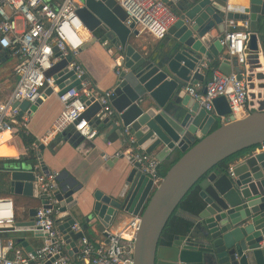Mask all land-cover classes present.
<instances>
[{"label":"water","instance_id":"1","mask_svg":"<svg viewBox=\"0 0 264 264\" xmlns=\"http://www.w3.org/2000/svg\"><path fill=\"white\" fill-rule=\"evenodd\" d=\"M164 1L173 5L179 18L171 24L160 45L140 50L130 41L139 30L134 23L126 24L127 13L119 0H83L77 10L92 34L86 44L102 42L112 50V56L118 60L116 72L119 70L110 96L115 116L106 115L101 101L91 97L78 121L86 118L94 128L103 125L104 129H111L121 146L131 150L122 155L128 166L120 172L122 179L113 191L94 192V206L82 229H72L78 223L73 216L58 227L65 234L71 256L79 252L77 242L87 236L89 222H100L109 228L132 215L140 217L134 240V264H264V100L247 116L223 124L195 98L182 93V87L205 81V64L228 75L234 70L239 79L245 71L251 89H264V0H250L248 6L239 10L231 8L228 0ZM231 19L250 22L243 68L237 59L224 57L222 40ZM69 60L70 57L62 59L47 72L54 76L60 90L48 87L43 97L61 96L75 86L81 88ZM252 91L251 97H255ZM42 101L38 97L33 103L24 101L16 105L21 114L32 113ZM214 106L219 115L231 113L225 96L215 98ZM218 123L219 127L212 130ZM63 134L75 144L91 142L75 130ZM131 137L135 142H131ZM36 143L40 170L50 173L42 153L45 145L40 140ZM252 146L257 147L238 159L232 167L233 174L213 170L222 159ZM177 148L183 154L162 175L157 186L132 154L143 150L161 162ZM114 160L115 157L108 163ZM66 175L60 172L58 176L59 219L76 205L80 188L74 178ZM199 180L205 207L194 215L190 232L176 234L171 244L160 243L170 216ZM10 184L12 193L40 198L47 206V196L39 194L31 167L12 170ZM36 211L37 206H33L27 220L17 219L5 226L20 234L13 237L16 244L34 254L45 239L38 246L31 240L47 236L35 226ZM48 257L47 264L58 255Z\"/></svg>","mask_w":264,"mask_h":264},{"label":"built area","instance_id":"2","mask_svg":"<svg viewBox=\"0 0 264 264\" xmlns=\"http://www.w3.org/2000/svg\"><path fill=\"white\" fill-rule=\"evenodd\" d=\"M119 2L127 13L126 24L134 23L139 31H147L157 39H163L171 24L179 18L173 5L164 0ZM82 4L83 0H0V49L11 50L18 57L14 72L19 76L13 89L0 92V144L6 133L27 131L29 113L24 111L21 114L16 103H33L48 87L54 91L60 90L54 76L47 72L55 63L68 57V65L75 71L81 88L75 86L58 96L63 104L62 110L40 142L49 145L58 135L72 130L87 140H93L99 133L98 128H94L86 118L78 121L87 108L86 100L91 97L101 101L106 115L115 116L116 111L110 99L112 90L94 89L80 61L82 47L92 38L91 31L77 13ZM250 32L248 20L231 19L222 40L224 57L231 61L237 59L242 68L246 63ZM208 66L205 64L203 68ZM183 90L208 112L214 113L223 124L247 116L260 105L252 101V89L245 71L243 78L239 79L234 70L228 75L214 68L207 83H190ZM219 96L227 98L231 113H217L214 99ZM130 140L135 142L134 137ZM32 147L38 152L37 143ZM132 154L142 170L153 178L154 186H157L162 179L158 170L160 161L143 150ZM26 167H31L35 173L39 194L47 196V206H37L34 216L35 226L46 232L47 236L35 254L18 246L14 238L8 236L12 231L5 228L17 221V205L13 197L0 196V264H47L49 254L52 257L58 255L49 264H80V261L91 264H134V240L139 229V216L134 224L118 233L108 234L106 242L96 244L84 236L80 239L78 256H71L65 234L58 227L60 222H57L65 217L58 218L61 204L56 192L61 188L58 181L60 172L44 173L40 165ZM232 167L228 171L230 174H233ZM72 229L80 231L82 226L75 223Z\"/></svg>","mask_w":264,"mask_h":264},{"label":"crops","instance_id":"3","mask_svg":"<svg viewBox=\"0 0 264 264\" xmlns=\"http://www.w3.org/2000/svg\"><path fill=\"white\" fill-rule=\"evenodd\" d=\"M249 3L250 0H228L231 8L236 10L248 6ZM130 41L140 50L147 46L156 47L163 42V39H157L147 31H139L138 35H133ZM111 52L112 50L108 49L100 41L89 42L80 52V61L86 70L88 78L93 86L100 91L111 89L116 80V64L118 60H115ZM17 61L18 57L11 50L0 49V92L15 87L18 77L14 72V66ZM209 66H212V64ZM203 67L202 73L205 75L206 81L208 67ZM212 68L214 67L212 66ZM252 90L256 94L255 97L252 96V101L258 106L264 100V89L256 86ZM182 93L185 94L183 87ZM41 98H43V101L38 105L37 110L32 113L28 112L27 132L36 141L47 134L63 107L56 94L48 97L41 96ZM98 130V135L93 140H90L91 142H82L80 144H75L65 134L58 135L49 145H45V149L42 151L44 161L51 171L66 172V176L74 178L80 186L77 192L76 205L67 211L66 216L60 221L61 223L66 221L69 216H73L81 226L85 225V220L92 212L94 206V192L101 190L105 193H111L114 185L122 179L120 172L128 166L127 158L122 156L127 154L125 152L128 151V148L121 146L120 139H117L112 134L111 129H104L103 125H101ZM7 134H4L3 142L0 144V154H4L5 157H18L28 153V148L19 134H8V136ZM182 154L183 151L179 148L173 150L160 162L159 172L168 167ZM114 157L116 160L113 163H108ZM30 202L35 206L42 204L41 199L36 197H31ZM22 211L17 206L18 219L27 220L29 216L22 218ZM185 216L190 220L194 218V215L188 213H185ZM136 217L126 215L121 220L112 223L109 228L104 227L100 222H89L85 230L87 237L96 244L106 242L108 234L118 233L126 226L134 224ZM8 236L17 238L20 234L10 232ZM44 239L35 237L31 240V243L38 246L43 243ZM17 245L21 246L20 244ZM77 245L80 248V241L77 242ZM78 253H75L74 257H77ZM80 264L91 263L80 261Z\"/></svg>","mask_w":264,"mask_h":264},{"label":"trees","instance_id":"4","mask_svg":"<svg viewBox=\"0 0 264 264\" xmlns=\"http://www.w3.org/2000/svg\"><path fill=\"white\" fill-rule=\"evenodd\" d=\"M212 66L207 68L208 77L204 83H207L213 72ZM219 127V123L215 124L213 129ZM19 135L24 141L25 146L28 148V153L20 155L18 157H5L4 154H0V196H11L14 198L18 209H22V218L29 216V209L33 206L30 202L29 196L19 195L11 192V171L22 166H36L39 165L38 152L33 149V144L36 140L32 138V135L27 131H20ZM257 146H252L238 151L218 162L213 170L218 173L228 172L231 165L235 163L241 157L252 153ZM180 158L178 156L168 167L160 171L161 175L165 174L169 168ZM201 180L197 181L185 194L182 200L179 202L177 208L170 216L162 234L160 237V243L171 244L176 234H188L194 225V222L185 216V213L191 215H198L205 207V202L200 195ZM18 219V215H17ZM61 220H57L60 222ZM92 241V240H91Z\"/></svg>","mask_w":264,"mask_h":264},{"label":"rangeland","instance_id":"5","mask_svg":"<svg viewBox=\"0 0 264 264\" xmlns=\"http://www.w3.org/2000/svg\"><path fill=\"white\" fill-rule=\"evenodd\" d=\"M17 77L19 78V76L17 75ZM11 147H12V145H11Z\"/></svg>","mask_w":264,"mask_h":264},{"label":"bare ground","instance_id":"6","mask_svg":"<svg viewBox=\"0 0 264 264\" xmlns=\"http://www.w3.org/2000/svg\"><path fill=\"white\" fill-rule=\"evenodd\" d=\"M7 136H8V134H7Z\"/></svg>","mask_w":264,"mask_h":264}]
</instances>
